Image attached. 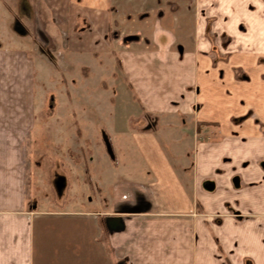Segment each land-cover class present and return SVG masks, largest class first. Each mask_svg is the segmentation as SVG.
Here are the masks:
<instances>
[{"label":"crops","instance_id":"1","mask_svg":"<svg viewBox=\"0 0 264 264\" xmlns=\"http://www.w3.org/2000/svg\"><path fill=\"white\" fill-rule=\"evenodd\" d=\"M136 1L0 0V264H264V0H192L183 29ZM33 46L115 51L153 118L73 211L27 190Z\"/></svg>","mask_w":264,"mask_h":264},{"label":"rangeland","instance_id":"2","mask_svg":"<svg viewBox=\"0 0 264 264\" xmlns=\"http://www.w3.org/2000/svg\"><path fill=\"white\" fill-rule=\"evenodd\" d=\"M139 2L149 9L162 7L165 20L190 28L192 0ZM10 13L0 10L3 31L18 27ZM2 36L0 31V42ZM26 49L33 60L34 103L33 126L24 142L27 190L42 210L73 211L87 196L95 199L102 164L116 163L128 149L131 131L151 125L153 118L131 105L114 50L93 58L65 47Z\"/></svg>","mask_w":264,"mask_h":264}]
</instances>
